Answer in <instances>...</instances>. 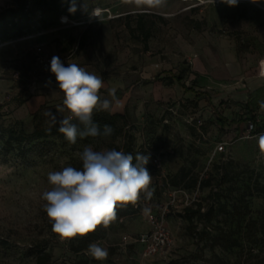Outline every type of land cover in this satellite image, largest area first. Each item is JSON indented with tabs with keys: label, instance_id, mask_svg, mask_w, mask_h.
Returning <instances> with one entry per match:
<instances>
[{
	"label": "rangeland",
	"instance_id": "1",
	"mask_svg": "<svg viewBox=\"0 0 264 264\" xmlns=\"http://www.w3.org/2000/svg\"><path fill=\"white\" fill-rule=\"evenodd\" d=\"M199 1L70 0L0 41V129L29 135L37 122L58 125L69 115L41 64L54 55L101 76V98L115 100L100 112L124 116L110 136L75 144L18 135L8 147L0 135V264H264V156L255 139L264 132V79L256 75L264 0ZM21 2L0 0V14ZM254 119L262 129L243 138ZM86 145L150 154L152 195L118 206L108 227L61 242L40 197L50 171L82 167L77 153ZM148 214L163 216L171 244L145 258L135 240L149 230ZM93 242L107 248L106 260L87 254Z\"/></svg>",
	"mask_w": 264,
	"mask_h": 264
},
{
	"label": "clouds",
	"instance_id": "2",
	"mask_svg": "<svg viewBox=\"0 0 264 264\" xmlns=\"http://www.w3.org/2000/svg\"><path fill=\"white\" fill-rule=\"evenodd\" d=\"M221 2L228 6L238 4V0ZM50 72L64 94L63 105L69 113L59 121L58 127L65 139L75 144L78 137L110 136L111 126L105 125L101 130L93 121L96 112L111 111L115 100L114 96L113 100L101 98L102 77L76 63L65 66L55 55L50 61ZM260 75L264 77V61H261ZM261 107L264 108V102ZM255 139L260 155L264 156V132ZM77 155L82 167L66 166L50 171L47 182L51 187L40 197L52 232L61 242L84 237L100 225L108 227L116 219L118 206L136 204L142 193L147 197L152 195L153 177L146 167L150 154L134 156L114 148L94 150L86 145ZM86 251L97 261H104L109 255L107 248L97 242L90 243Z\"/></svg>",
	"mask_w": 264,
	"mask_h": 264
},
{
	"label": "trees",
	"instance_id": "3",
	"mask_svg": "<svg viewBox=\"0 0 264 264\" xmlns=\"http://www.w3.org/2000/svg\"><path fill=\"white\" fill-rule=\"evenodd\" d=\"M70 0H22L21 4L18 6V10L12 13L10 16L7 13L0 14V41L6 38L10 33L14 32L15 36H22L34 27L43 24L44 16L46 14L58 12L62 13L68 9ZM137 27L142 29L140 22H138ZM149 37L148 31L143 33V40L146 41ZM177 83L180 82V78H175ZM35 119V117H34ZM124 116L113 113L104 114L96 112L93 116V121L96 123L101 130L105 125L111 126L112 129L115 128L120 120H123ZM254 121V120H253ZM78 123L77 121H73ZM58 125H44L43 123L37 122L33 127L32 132L26 135L23 130L18 132L9 130L7 128L0 129V135L7 137L6 145L10 146V140L14 139L18 135L22 139L26 140H42L51 137H57L58 139L66 142L64 135L58 131ZM80 127H83L80 125ZM262 127H258L257 132H259ZM98 137V136H97ZM94 137H85L83 139L88 140ZM44 260L41 258L37 259V264H43Z\"/></svg>",
	"mask_w": 264,
	"mask_h": 264
},
{
	"label": "built area",
	"instance_id": "4",
	"mask_svg": "<svg viewBox=\"0 0 264 264\" xmlns=\"http://www.w3.org/2000/svg\"><path fill=\"white\" fill-rule=\"evenodd\" d=\"M183 1L189 4H193L195 2L201 3L199 0H183ZM99 11L100 10H98V12L94 11L91 14L93 21L100 19V15L102 11L100 12ZM110 18L111 17H109V19ZM50 61L51 58L45 57L44 59L41 60V64L45 68H50ZM261 61H264V59H261L258 62L256 75L258 78L264 79V77L260 75ZM258 126H259V122L256 119H254V121L248 120L247 122H245V125L243 127L242 137L247 139L255 135L257 133ZM223 149H224V143L221 142L218 144L215 150L216 152H221L223 151ZM153 163L158 165L157 160H153ZM147 223L149 226V230L146 233L141 234L135 240V243L141 247L143 257L150 258L163 254L165 250L169 248L171 244V238L167 230L163 216L155 217L152 214H148Z\"/></svg>",
	"mask_w": 264,
	"mask_h": 264
}]
</instances>
